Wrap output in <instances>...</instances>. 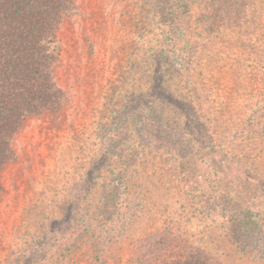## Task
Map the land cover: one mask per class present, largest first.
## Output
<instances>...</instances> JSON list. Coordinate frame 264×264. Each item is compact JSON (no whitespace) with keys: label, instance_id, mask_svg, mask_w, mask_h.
Instances as JSON below:
<instances>
[{"label":"rangeland","instance_id":"rangeland-1","mask_svg":"<svg viewBox=\"0 0 264 264\" xmlns=\"http://www.w3.org/2000/svg\"><path fill=\"white\" fill-rule=\"evenodd\" d=\"M75 2L63 107L25 121L2 172L0 264H264V0L213 33L210 0L174 24L149 0ZM111 119L131 125L105 157ZM241 210L259 224L246 245Z\"/></svg>","mask_w":264,"mask_h":264},{"label":"trees","instance_id":"trees-1","mask_svg":"<svg viewBox=\"0 0 264 264\" xmlns=\"http://www.w3.org/2000/svg\"><path fill=\"white\" fill-rule=\"evenodd\" d=\"M149 2L165 24L176 23L190 10L189 0ZM210 3L212 11L202 15L199 22L211 33L223 27L241 26L247 18L248 4L244 0ZM75 12V0H0V198L4 190L2 172L14 158L13 139L25 121L63 107L65 93L56 78L61 52L58 31L64 18ZM99 125L105 126L101 130L107 135L122 136L131 124L111 119ZM118 141L116 148H104L105 157L123 154L122 145L128 139L122 136ZM228 221L232 238L242 245L258 233L259 224L250 211H236ZM176 264L194 261L190 258Z\"/></svg>","mask_w":264,"mask_h":264}]
</instances>
